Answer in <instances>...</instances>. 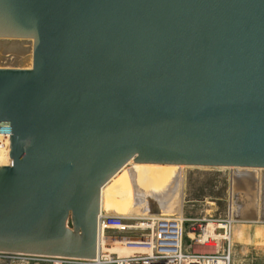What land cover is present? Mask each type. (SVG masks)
<instances>
[{
	"label": "water",
	"instance_id": "obj_1",
	"mask_svg": "<svg viewBox=\"0 0 264 264\" xmlns=\"http://www.w3.org/2000/svg\"><path fill=\"white\" fill-rule=\"evenodd\" d=\"M0 132V252L95 258L128 162L264 169V0H0Z\"/></svg>",
	"mask_w": 264,
	"mask_h": 264
},
{
	"label": "rangeland",
	"instance_id": "obj_2",
	"mask_svg": "<svg viewBox=\"0 0 264 264\" xmlns=\"http://www.w3.org/2000/svg\"><path fill=\"white\" fill-rule=\"evenodd\" d=\"M28 51L11 55L9 59H25ZM17 61V60H16ZM140 166V167H139ZM139 167V168H137ZM138 171L143 179L128 173ZM153 173L151 182L148 178ZM264 169L206 168L176 165H125L102 190L104 210L110 214L141 217L146 212L147 199H152L161 214L198 217L212 210L214 215H225L231 209L236 222L232 225L230 264H264ZM114 208V212L111 210ZM134 225L135 219L125 218ZM128 235L125 229L116 232Z\"/></svg>",
	"mask_w": 264,
	"mask_h": 264
},
{
	"label": "built area",
	"instance_id": "obj_3",
	"mask_svg": "<svg viewBox=\"0 0 264 264\" xmlns=\"http://www.w3.org/2000/svg\"><path fill=\"white\" fill-rule=\"evenodd\" d=\"M11 132H0V154L9 161ZM1 165V164H0ZM136 224H125L120 215L100 212L96 221L95 258L0 252V264H230L231 209L225 215L212 210L198 217L141 213ZM129 226V227H122ZM122 227V228H120ZM129 230L128 235L116 232ZM141 249L142 253L119 255L104 249V243Z\"/></svg>",
	"mask_w": 264,
	"mask_h": 264
},
{
	"label": "bare ground",
	"instance_id": "obj_4",
	"mask_svg": "<svg viewBox=\"0 0 264 264\" xmlns=\"http://www.w3.org/2000/svg\"><path fill=\"white\" fill-rule=\"evenodd\" d=\"M7 162V159H5L4 158V156H2L1 154H0V164H4V163H6ZM128 163H130V162H128ZM127 163V164H128ZM126 164V165H127ZM135 164H137V163H135ZM146 165V164H145ZM148 165V164H147ZM154 165H157V164H154ZM140 167V166H139ZM139 167H137V168H139ZM118 173V172H117ZM116 173V174H117ZM115 174V175H116ZM132 178H134V179H138V178H140L141 177V179H143V177H145L144 175H138V171H132V172H130V173H128ZM114 175V176H115ZM113 176V177H114ZM112 177V178H113ZM111 178V179H112ZM148 178L150 179V181L149 182H151L152 180H153V173L151 172L150 174H149V176H148ZM110 179V180H111ZM109 180V181H110ZM108 181V182H109ZM107 182V183H108ZM106 183V184H107ZM105 184V185H106ZM104 185V186H105ZM103 186V187H104ZM103 187L101 188V203H100V208L102 209V211L104 210V205H103V201H102V190H103ZM104 212V211H103ZM111 212H114V208L111 210ZM116 215H120V216H122L123 218H130V217H128L127 215H123V214H116ZM122 227H129V226H122ZM122 227H120V228H122ZM103 246H104V249L105 250H107V251H109V252H116L117 254H119V255H134V254H139V253H142L143 252V250H141V249H132V248H128V247H125V246H113V245H111V244H108V243H104L103 244Z\"/></svg>",
	"mask_w": 264,
	"mask_h": 264
}]
</instances>
